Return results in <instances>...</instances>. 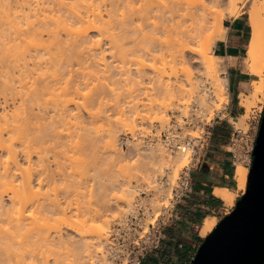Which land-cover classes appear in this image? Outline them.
Listing matches in <instances>:
<instances>
[{
    "label": "rangeland",
    "instance_id": "obj_1",
    "mask_svg": "<svg viewBox=\"0 0 264 264\" xmlns=\"http://www.w3.org/2000/svg\"><path fill=\"white\" fill-rule=\"evenodd\" d=\"M36 1L45 3L46 0H36ZM50 1H51V4H48L47 6L51 10L55 8L54 10H56V12L53 11V13H56V14L50 13V18L52 15H54L52 16V18L56 17L54 19H57L61 15V13H63L65 18L69 16L72 18V12L70 13V11L66 13V11L63 9L62 12H58L59 11L58 9H60L62 6V5L61 6L59 5L60 2L65 3V6L67 8L68 6H72L69 8L73 10V13H75L74 11L76 10V14H77V11H80V12L82 11V14H84L83 12L87 11L86 9L87 6L91 4L93 6L92 5H91L92 7L89 6L90 8H93L94 6H95L94 8H96V6L99 4L102 7L101 9L104 12L108 8L111 9L112 7H115L114 5L113 6L110 5L111 7H108L109 1L107 0L106 1L104 0H66V1L65 0H58V1L49 0V3ZM52 1L54 4L52 3ZM99 1L100 2L102 1L101 3L103 4H100ZM123 1L124 0H122V3H120L121 4L120 7L121 8L123 7V8L122 9L120 8V13H118L117 11L116 13L114 12L115 10H117V7H116V9L113 11L114 15L113 13L111 14L112 15L110 19L111 21H109V17H107L105 14L104 19L105 21L108 19L109 22L106 21L108 24L105 25V27H102L104 28V29H101L102 33L100 30L98 32V30H96L95 28L92 29V27L89 24H83V25L78 24L74 26L75 28L73 30L75 31L79 30V32H81L82 30V36L84 35L86 36L88 40H90L86 45L87 47L85 46L87 50L85 49L86 51H84L81 54V56L80 55L77 56L76 53H74V51L72 52V50H69L67 45L66 46L65 45L64 46L51 45L50 40L52 39L48 37L47 33L43 34L42 36L43 40H46V42L44 41L43 42L46 43V46H48L49 50L46 49L43 52L41 50L42 53L40 57L42 58V60L41 58L40 60L39 58L36 60V63L38 62L36 66L37 67L39 66L38 68H36V73L41 74L42 71L43 73H45L44 75L42 73L44 78L43 77L40 78L38 77V75H36V78L37 79L39 78L38 79L39 81L40 80L48 81L47 83H49L51 82L50 79L51 80L55 78L59 79L53 76L54 73L58 72V74L60 75V78L64 80L61 83L62 86H64V82H66L67 80L70 82L72 79H73L72 81L77 80V83L79 84H77L76 82L75 83L77 85H80L81 93L79 92L78 94L77 93L75 94V91H73L71 94L69 93L67 99L66 98L65 99L66 100L70 99L71 101H73V103L71 102V104H68L67 106L63 105L60 100H59V103L55 102L57 105L53 104L54 103L53 101H57V99H59L57 97L61 96L59 95V92H61L59 91L61 90L59 87L60 85H58L57 86V88H59L58 92H56L57 88L55 87L56 91L53 92L52 90V92L48 93V95H43L44 98L42 97L43 100L41 99V103L36 102L33 107L34 109L31 107L30 110L33 109L34 112L33 110L31 112H29L30 110H28L29 113H33V114L35 113L36 115H38L39 113L38 116L45 115L44 117L46 118L44 120L46 121V123L42 122L43 120L41 118H40L41 120H39L38 122L36 121V154H34L33 157L30 159L26 158L24 155H20V159H19L20 164L23 165L22 167L24 169L31 163L30 165L34 166L36 170V175H34L33 177V183H35L33 185L36 188L35 189L36 190V243L33 242L30 245L29 241L28 242L26 241L28 240V238H25L26 235L24 234L25 232H23L24 231L23 230L22 232L25 235V237L22 233L21 235H23L24 238L18 236V238L20 237L22 241L19 240L20 238L19 239L16 238L17 242L15 240L14 241L9 240V243L11 241V245L10 246L8 245L7 247L9 248L8 250H10L8 253L5 250L7 248L1 245L0 264L7 262L9 257L11 258L9 259L10 261L8 260L7 264L9 263L10 264L11 263L12 264L14 263L15 264H22V263L25 264L24 261L28 262L31 260L29 256L31 255L30 252L32 249L34 251L36 250L35 251L36 252V255H35L36 264H93V258L95 254L100 251L99 249L100 241L103 239L104 234L107 231V228L111 224H113V222H115L116 220H120L128 213L131 203L133 201V197H134V193L132 192L133 185L140 184V183L150 184L151 179L153 178L151 177V173H152L151 171L141 168L138 165L140 161L142 163L149 161L148 152H143L141 150H136V152H131V151L128 152L127 150H122L119 146L120 135L124 132H129L133 135V137H135L139 133H147V134L151 133V131L154 129L156 131L157 130L162 131L164 130L165 126L169 124L171 120V117H169V115H177L176 112L178 111H181L187 114L188 112L187 106L192 103L195 97L197 100H199L201 97L202 98L204 97L209 102H213V100L215 99V97L209 98L208 96L201 95L202 83H200V81L197 78V76L201 74L200 73L201 70L198 69L199 64L195 62L196 60H199V58H201L199 57L200 55L198 54H200L201 51L202 52L206 51L209 54V59H212V61L214 60L213 64H215L214 66L216 68V73L218 77H222L221 74H223L227 70L224 60L222 58L216 57L213 53V47L218 41V40L217 41L212 40L213 38L211 36L212 33H214L213 31L216 30V28L213 26L214 24L212 25V29L210 28H209L210 30L207 29V31L204 32L206 34L203 33L202 34L203 37L200 36L197 39L198 42H195V44L191 46L193 49H195V51L197 50L196 52H199V53H196V55L195 53L191 54V53L185 52L183 56L182 48L180 46H176V43H175L176 40L178 43L181 38H183L181 39V41L182 40L184 41L186 28L187 27L189 29L192 28L191 23H193L192 21L193 19L191 20L189 15L193 14V12L195 13V11L197 10H198L197 12H199L202 9L200 7L203 5V3L205 2L207 4L209 0L208 1L207 0L206 1L205 0H202V1L201 0H184V1L179 0L181 2L179 3L181 4L180 7H182V9H178V10L182 11L183 9H185L184 12L186 11V13H188L187 11L190 9L189 12L191 13L189 15H186L185 13V17L187 16L186 19L185 17H183L184 15L181 14L182 15L181 16L179 14L180 11H177L175 14L168 11L167 6L168 7L173 6V8H176V9L179 8V6L177 7L176 5L179 2L178 0H174L177 3L175 2L172 3V0L170 1L169 0H151L152 2L150 0L149 1L146 0L147 2L144 0L145 3L147 4H144V2H141L143 0H134V2L133 0H130V2L129 0H125L124 2ZM155 1H157V3ZM189 1H192L191 2L192 4ZM222 1L219 2V4L216 7L212 8L213 14L211 15V18L213 17L212 19H214V17L218 16L219 14L223 20L224 26H226L227 20L234 18V17H231L230 15V12L232 11V8H233V4L231 3L230 0H222ZM242 1L243 0H236L237 6H243ZM55 2L57 4H55ZM148 2H150L152 5ZM253 2H254L253 0L247 1L246 5H244L243 7L244 13L241 15L247 19L249 25H250V22H249L248 11ZM256 2H258V4L261 3L260 5H262L263 7L264 0H259ZM78 3L79 5L74 6L75 4H78ZM104 4H105V7H104ZM141 4L145 5V9L147 7L149 8V9L147 8L148 9L147 11H151L152 9L150 13H156L153 15L151 14V20L153 17V22L150 21V19L148 18L147 19L151 23L145 21L146 18H144V20L143 18L140 19V16L142 17L140 13H139L140 16L137 17L138 15L136 13L142 12L141 10L140 11L138 10L141 7L143 9V6ZM168 4H171V5L169 6ZM173 4L176 6L174 7ZM188 4L191 6V8L189 7ZM185 6L188 7L189 9L187 8L188 10H186ZM83 7L85 8L83 9ZM125 7L126 9H124ZM133 7H136L135 8L136 11L135 9L133 10ZM129 8L133 10L132 11L133 14ZM124 10L125 12H122ZM154 10L155 12H153ZM126 12L129 15H127ZM165 12L167 14L166 16L168 17L167 19L162 18V17H166L164 14ZM169 12L171 15H169ZM150 13H147V15L149 14L150 16ZM181 13H183V11ZM42 14L43 13H41V15ZM46 14H49V13H46ZM176 14L178 16H176ZM43 15H42V18H43ZM143 15H146V14H143ZM154 15L155 16L157 15L156 18ZM174 15H175L174 19L179 18V23L177 21V24L176 22L171 23L175 21L174 19L172 21V18ZM125 16L127 17L126 19L127 21H125V18H126ZM180 16L185 19L183 20L184 22H182ZM157 17H158V20H157ZM170 17L171 19H169ZM260 17L262 19L261 21L264 22V12L263 11ZM136 19L138 22H136ZM164 19H166L165 21L167 22L163 21ZM180 20L182 22V25L180 26L184 27V28L182 27V29L181 28L178 29L179 27L178 24H180ZM13 23L14 22H11V25ZM15 23H17V19L15 20ZM125 23L127 26L125 25ZM155 23L158 26H156ZM7 24H6V27L8 26L7 28L13 29V30H9L5 26H4L5 30L3 27L1 29H3L6 32V36L12 35L13 38L16 37L15 43L17 45H14V43H12L14 45L13 46L14 49H12L13 48L12 46H9L12 48L11 49L8 48L9 49L8 51L10 52L5 51L6 54L4 55V58L8 54L7 58H5L6 60L2 59L3 61L0 60V63L2 66L3 65L5 66L6 62L7 64L10 63L14 65L16 62L21 61L20 64H22V61L24 59L23 56L28 57L29 55H33L35 53V52L33 53L34 47L30 40L33 37V35L31 36L30 39H28L30 35L33 34V33H30L33 30L32 29L27 30L26 22L25 23L23 22L21 24L23 26L19 28V31L21 30L23 32L20 31L19 33L21 34L20 37L18 38L19 40L21 38V44H20L19 42L17 43V41H19L17 39L18 36L16 35L18 34L17 33L18 30L16 31L14 30L15 29L14 24H13V28L10 25V23H7ZM175 24L178 27H176ZM109 25H113V26H109ZM165 25L166 27L164 29ZM155 26L156 28L157 27L161 28V30L155 29ZM53 28L55 29V26H53ZM115 28H117L118 30ZM135 29L136 31L134 32ZM250 29H251V25H250ZM177 30L179 34L178 33L176 34ZM179 30L182 32H180ZM56 31H57V35H59V33L61 32L59 37L63 39H67V37L69 36L68 32H64L62 30L58 32L57 29L55 30V32ZM153 32H156V33H153ZM251 32H252V29H251ZM7 33L10 35H8ZM123 34L124 36H122ZM117 35L118 37L120 36L124 38L123 39L120 37L118 38ZM144 35H146L147 38L146 36L144 37ZM152 35L153 37L155 36V40L153 38H150V36L152 37ZM178 35H180L181 37L179 36L180 38H178L177 37ZM23 36H25L26 38ZM22 37L25 39H23ZM3 38L5 39V37ZM152 39L154 40L155 43L153 42ZM169 41H172L173 43ZM171 44L174 46V48H172ZM166 46H168L169 48H167ZM63 47L65 48L64 51L61 50L63 49ZM52 49H54V51ZM168 49L169 50L171 49V50L169 51ZM5 50H7V48ZM90 51L91 53H89ZM155 51H156V54L153 53ZM70 53H73V55ZM96 56H98L99 58ZM62 57L63 59L64 58H67V59L66 60L64 59L65 61H63ZM82 59H83V62H82ZM58 60H59V63H58ZM243 61H244V67L247 68L246 56ZM63 62H64V65H63ZM78 62H80V64ZM10 64L6 66L10 67ZM29 64H30V68H32L31 67L32 63L29 62ZM86 64L88 67L86 66ZM60 65H62L63 69L59 68ZM108 67H109V70H108ZM246 68L245 70L248 71ZM64 73L67 74V76L63 77ZM84 73L85 74L87 73V74L85 75ZM58 74L56 75L54 74V75L57 76ZM50 75L53 77H51ZM84 77L85 79L83 80ZM262 77L264 79V69L262 71V76L254 77V80L249 84L246 95H250L251 90H252V84L255 81L256 82L260 81V78ZM205 80L207 79H204L203 84L208 81L207 80L205 82ZM109 81H111L112 84ZM208 82L212 83L211 81H208ZM100 83L104 85V87ZM86 84H88L87 85L88 87L86 86ZM17 85L19 84L17 83ZM29 85L30 84H28L27 87ZM211 85L213 86L214 84L212 83ZM20 86H17L16 89H18ZM83 86H85V88ZM162 86L165 89V91L167 90L166 92L164 91ZM27 87L25 88L22 87V88L25 89L27 92L29 88ZM55 88L53 87L52 89L55 90ZM213 88H214V95H215L216 88L215 86H213ZM160 89H161V92H159ZM25 90H24V93H25ZM170 93L171 95L173 94L172 97L169 96ZM21 94H23V92H21ZM44 94H47V92ZM163 94L165 95L169 94L168 95L169 97L166 96L165 98ZM97 97H101V98H97ZM60 99H62V97ZM3 101L4 99L2 100V97H1L0 98V114L1 115H6L7 113L8 116L9 115L11 116L14 114V111H15V115L17 114L19 115L20 112L22 114L20 115L21 118L19 116L17 117H19L20 119H25L23 118L24 117L23 114L25 112H22V110L19 109V104H21L20 102L21 100L19 98H16V101L14 100L15 101L14 103L12 99H9V103L7 102L4 103ZM229 102H230V105L228 107V110H229L228 112H230V108L233 107L234 112L233 114H231L233 119H229L230 123L228 121H222L223 123L227 124V128L225 127V129L223 130L229 132L228 134L229 139L227 141L223 139V143L218 142L217 140L212 141L210 152L208 153L207 158L204 160L203 167L201 169L200 167H198L193 174L194 182L197 180V182L208 181L214 184L215 183L222 184V176H221L222 172H221V169L218 167V163H219V160L222 159L223 154L225 153L224 150H226V152H229L232 155V162H235L234 164L235 169H236V163L241 162L242 164L237 163V165L241 164L244 167L246 166V168L248 169V175H249V171L253 163L252 157L254 153V148H255L257 138L260 132L261 117L264 112V98L260 97L257 102H252L251 100H249L251 105H247L246 107L240 104V99L238 100L234 99V96L229 97ZM6 103L9 105H7ZM54 105L59 107L60 109H58L57 107H54ZM211 105H213L212 106L213 109L212 107L210 109H207L205 108V106L204 107L202 106L208 111L210 110L211 117L214 115V112L216 110L224 109L223 108L224 104L220 106V108L216 104L211 103ZM15 107L18 108V110ZM64 107H66L67 109ZM61 108H62V111L66 112L68 116L67 118H70V117L71 118L75 117V118L74 119L70 118V120L67 119L69 121L65 120L66 123L62 120L60 121H62L63 123L58 122L60 118L57 117L56 119V116H59V114L64 113L61 111ZM239 108H241L240 115L237 114L239 112ZM59 110H60V113H58ZM40 113L42 114L40 115ZM70 113H72L71 114L72 116L70 115L69 117ZM96 113H98V115ZM100 113H102L101 114L103 116L102 120L105 122L101 120L102 116L99 117ZM104 115H107L106 117L109 118V120L104 118ZM8 116L6 117L0 116V118H5L6 120ZM12 117L13 116H11V118ZM92 117H95V118L97 117V118L93 119ZM11 118L9 117L8 119L10 120ZM50 118H52V120ZM228 118H230V116H228L227 119ZM53 119L56 120L57 123L55 121L53 122ZM43 125H44V129H43ZM45 129L46 130L48 129V130L46 131ZM214 129H217V130L221 129L220 125H217L215 123ZM235 130H241L242 132L238 133ZM109 131L116 132L117 153H114L110 149L107 148L106 142H108L109 140L107 137H108V134L111 133ZM39 135L41 136L39 137ZM94 140L97 143H95ZM92 143H95V144H92ZM222 144L226 145L224 149H222ZM219 147H220V151L218 149ZM0 153H1L0 157H2L3 160H5V157H6L4 156L5 153L1 151ZM166 154L164 153V156H168V161L166 162L167 164L165 166L166 168H168L169 167L168 165L170 164L171 169H172V166L177 163V160H176L177 155L172 157L168 153ZM233 154L236 155V159L233 157ZM215 156L218 157L219 159L215 158ZM29 161L31 162L29 163ZM212 163H215L214 169L212 171L213 173H211L210 165H209V164L213 165ZM186 164H187V160L186 162L182 164H178L177 167H175L176 172L173 170L174 172L171 171V174L169 175H171L172 177L176 176L178 172H180V170ZM207 166H209V168H207L208 172H205L204 169ZM0 167L2 168V166ZM34 172L35 171H33L32 173ZM155 174H156L155 177L164 176L166 174V169L165 171L158 170ZM2 188L1 190H4ZM246 189H247V186H246ZM232 191L236 195L235 200H234L235 205L233 207H229L225 204V207L227 210H230L231 208L235 209V206L238 200L241 199L246 192V190L245 192L238 190L237 186H235V190H232ZM3 200L6 202H9L7 201L8 196L4 195ZM9 209H11V207H9ZM59 209H61V211ZM62 210H64L65 215L64 214L62 215ZM27 213L29 214L28 210H27ZM9 217H10L9 215H5L3 218H5V220L7 221ZM65 217H66L65 219L66 222L64 221ZM11 219L12 218L10 217V222H11ZM58 219L62 221L59 222ZM3 221L1 222L3 223ZM6 221L3 223V225L0 223V239L3 235H6V236L9 235L10 237L11 233L8 234L7 231L13 230L11 229V227L16 225L17 223V221L15 220L16 221L15 223L13 219H12V222H14L13 225H11L12 222L10 223L8 221L9 223H7ZM220 221L218 220L217 225L219 224ZM199 232H200V229L198 230L197 233L195 232V229H194L193 234H195L196 236ZM6 236H4V238ZM204 238L205 237H203V239ZM198 245L199 243L197 242V246ZM2 247H5V249H2ZM25 250L28 252H26ZM33 250L32 252H34ZM25 255L28 256L27 257L28 259L25 258Z\"/></svg>",
    "mask_w": 264,
    "mask_h": 264
},
{
    "label": "bare ground",
    "instance_id": "obj_2",
    "mask_svg": "<svg viewBox=\"0 0 264 264\" xmlns=\"http://www.w3.org/2000/svg\"><path fill=\"white\" fill-rule=\"evenodd\" d=\"M47 1V0H46ZM45 1V3L44 2H40V1H36V0H0V29L3 27L4 28V26L6 27V24L7 23H10V25H11V22H14L13 24H14V27H15V31L16 30H18L17 31V33L19 34L20 33V31H19V28L21 27V26H23V25H21L23 22L25 23L26 22V24H27V30L28 29H32L33 31L32 32H30V33H33V34H31L30 35V37L28 38V36H27V38L28 39H30L31 38V36L33 35V37L32 38H34V39H30L31 40V43H32V45H33V47H34V51H33V55H29L28 57H24L23 56V58H21V59H23V61H22V64H20L21 63V61H19V62H14L15 64L13 65V64H10V63H8V64H10V67L9 66H6V65H8L7 64V62H6V64H5V66L3 65H1V63H0V98L2 97V100L4 99V103L5 102H7V103H9V99H12L13 100V103L16 101V98H19L21 101V104H19V109L20 110H22V112H25L24 114L26 115V117H25V115L23 114V118H25V119H20L21 117H20V115H22L21 114V112H20V114L18 115H15V111H14V114L13 115H11V116H13L12 118H11V116L9 115H7V113H6V115H1L0 114V116L2 117H6V116H8V118L10 117L11 119L9 120L8 118H6V120H5V118H0V151L1 152H3V153H5L4 154V156H6L5 157V160H3L2 159V157H0V166H2V168L0 167V190H1V188L2 189H4V190H1V192H0V223L3 225V223L6 221L5 220V218H3L5 215H9L12 219H13V221H17V223H16V221H15V223H16V225H14L13 227H11V229H13V230H9V231H7L8 232V234H10L11 236L9 237V235H3L2 237H1V239H0V247H1V245L2 246H5L6 248L8 247V245L10 246L11 245V241L13 240H15L16 242H17V239L16 238H18V236H20V237H23V235L25 234L26 235V237H25V235H24V237L25 238H28V240H26L27 242L29 241V243H30V245L34 242V243H36V188L34 187V185L33 184H35V183H33V177H34V175H36V170H35V168H34V166H31L30 164V162L31 161H29V165L24 169L22 166L23 165H21L20 164V161H19V159H20V155H24L26 158H32L33 157V155L34 154H36V121L38 122L39 120H43L42 122H45L46 123V121H44L46 118L44 117V116H38L39 115V113H38V115H36L35 113L33 114V113H29V112H31L34 108V104L37 102V103H41V99L43 100V98H44V96L43 95H48V93H51L52 92V90H53V92L54 91H56V88H57V86L58 85H60L59 87H60V89L61 90H59V91H61V92H63V93H61V92H59V95H61L60 97H57V98H59V99H57V101H53L54 103L53 104H56V103H59V100L61 101V103L63 104V105H65V106H67L68 104H71V102L73 103V101H71L70 99L69 100H66L67 99V97H68V95H69V93L71 94L73 91H75V94L77 93H79L80 91H81V88H80V85H77V84H79V83H77V80L76 81H72L71 80V82L70 81H66V82H64V86H62L61 85V83L64 81V80H62V78H60V75L58 74V72L57 73H54L55 75L56 74H58L57 76H55L54 74H53V76L54 77H57V78H59V79H50V81L51 82H49V83H47L48 81H42V80H38L37 78H36V75H38V77H40V78H42L43 77V75L45 74V73H43V71L41 72V74L40 73H36V68H38L36 65H37V63H36V60L39 58V60H40V55H41V53L44 51V50H46V49H48V46H46V43H44V42H46V40H43V34H48V37H50L52 40H50L51 41V45H53V46H68V49L69 50H72V52L74 51V53H76V55L78 56V55H80L81 56V54L84 52V51H86L87 49H86V45H87V43L90 41V40H88L87 38H86V36H82V30H81V32H79V30L78 31H75V30H73L75 27L74 26H76V25H78V24H81V25H83V24H89L91 27H92V29L93 28H95L96 30H98V32H99V30L101 31V33H102V30L101 29H104V28H102V27H105V25H107L108 23L107 22H109V21H111L110 19H111V17H112V13H113V11L116 9V7H117V10H115L114 12H118V13H120V6H121V4L120 3H122V0H107V1H109V6L108 7H111V6H115V7H112L111 9H107V10H105V12L101 9L102 7L99 5H97L96 6V8H90V7H92L91 5H89V6H87V11H85V12H83L84 14H82V11L80 12V11H77V14H76V10L74 11L75 13H73V10H71V8H69V7H72V6H68V8L65 6V3H63V2H60V6H61V8L60 9H58L59 11L58 12H62L63 11V9L66 11V13L68 12V11H70V13L72 12V18L69 16V17H66L65 18V16L63 15V13H61V15H60V13H59V17L57 18V19H54V18H56V17H53L52 18V16H54V15H52L51 16V18H50V13L51 14H56V13H53V11L54 12H56V10H51L47 5L48 4H51V1H50V3H49V0L46 2ZM58 1V0H57ZM66 1V0H65ZM64 1V2H65ZM104 1H106V0H104ZM125 1V0H124ZM123 1V2H124ZM146 1V0H145ZM145 1L143 0V1H141V2H144V4H147V3H145ZM147 1H149V0H147ZM146 1V2H147ZM151 1V0H150ZM170 1V0H169ZM179 1V0H178ZM180 1H182V0H180ZM175 2L174 0H172V3H177L176 5H177V7L179 6V8H173V6H170L171 4H168L170 7H168L167 6V8H168V11H170L171 13H176L177 11H180V10H178V9H182V7H180L181 6V4H179V3H181V2ZM184 1V0H183ZM202 1V0H201ZM206 1V0H205ZM208 1V0H207ZM222 1V0H221ZM220 0H209L208 2H209V4H208V2H207V4L204 2L203 3V5L200 7V8H202L199 12H197V11H195V13L193 12V14H190L191 12H189L190 11V9L188 8V7H186V10H188L187 12L188 13H186V11L184 12V10L185 9H183L182 11H183V13H181L182 11H180V15L182 14V15H184L183 17H185V13H186V15H189L190 16V18H191V20L193 21V23H191L192 24V28L191 29H189L188 27V30H187V28H186V31H185V40L183 41H181V39H183V38H181L180 39V41L177 43V40H176V46H180L181 48H182V52H183V56H184V53L185 52H188V53H191V54H194L195 53V55H196V53H199V52H196L195 51V49H193L191 46H193L194 44H195V42H198L197 41V39L201 36V37H203L202 36V34L205 32V31H207V29L208 30H210V29H212V25L216 28V30H214L213 32L214 33H212V40H215V41H219V40H223V39H225V37H226V33H227V28L224 26V24H223V20H222V18L220 17V15L218 14V16H216V17H214V19H212L211 18V15L213 14L212 13V8H214V7H216L218 4H219V2H221ZM231 1V3L233 4V8H232V11L230 12V15H231V17H234V18H236V17H238V16H240V15H242L244 12H243V7H244V5H246V3H247V1H249V0H243L242 1V5L243 6H237V3H236V0H230ZM254 2L252 3V5H251V7L249 8V11H248V15H249V22H250V25H251V29H252V32H251V36H250V40H249V42H248V47H247V52H246V58H247V70H248V72L250 73V74H252V75H255V76H262V71H263V69H264V22L263 21H261L262 19H261V17H260V15L262 14V11L264 12V5H263V7H262V5H260L261 3H259L258 4V2H256V1H259V0H253ZM100 2V1H99ZM102 2V1H101ZM100 2V4H103V3H101ZM129 2H130V0H129ZM133 2H134V0H133ZM132 2V3H133ZM152 2V1H151ZM156 3H157V1H155ZM168 2V1H167ZM167 2H165V3H167ZM186 2H188V1H186ZM190 3L192 2V1H189ZM223 2V1H222ZM52 3H53V1H52ZM63 3V4H62ZM112 3V4H111ZM140 3V2H139ZM148 3H150V2H148ZM54 4V3H53ZM52 4V5H53ZM55 4H57L56 2H55ZM143 4V3H142ZM141 4V5H142ZM151 4V3H150ZM179 4V5H178ZM184 4V3H183ZM185 4H187V3H185ZM192 4V3H191ZM194 4H196V3H194ZM69 5V4H68ZM76 5H79V3L78 4H75L74 6H76ZM81 5V4H80ZM84 5V4H83ZM87 5H88V3H87ZM111 5V6H110ZM124 5H125V3H124ZM128 5V4H127ZM131 5V4H130ZM135 5V4H134ZM152 5V4H151ZM150 5V6H151ZM156 5V4H155ZM161 5V4H160ZM174 5V4H173ZM176 5H174V7L176 6ZM189 5V4H188ZM73 6V7H74ZM85 6V5H84ZM133 6V5H132ZM143 6V9H142V7L138 10V11H142V12H135L136 11V7H133V10L135 9V13L138 15L137 17H139L140 16V14L142 15V17L140 16V19L141 18H143V20H144V18H146V20L145 21H147V22H150V21H152L153 22V17H152V20H151V14L153 15V14H156V13H150L151 11H152V9H151V11H147L148 9L146 8L145 9V5H142ZM147 6V5H146ZM149 6V5H148ZM182 6H184V5H182ZM48 7V8H47ZM104 7H105V4H104ZM130 7V6H129ZM138 7V6H137ZM165 7V6H164ZM189 7L191 8V6L189 5ZM58 8V7H57ZM76 8V7H75ZM78 8V7H77ZM85 7H83V9H84ZM89 8V9H88ZM107 8V7H106ZM114 8V9H113ZM118 8H119V10H118ZM123 8V7H122ZM121 8V9H122ZM131 8V7H130ZM129 8V9H130ZM154 8H155V6H154ZM161 8V7H160ZM172 8V9H171ZM188 8V9H187ZM74 9V8H73ZM124 9H126V7L124 8ZM128 9V10H129ZM171 9V10H170ZM78 10V9H77ZM133 10H131L130 9V11L132 12ZM167 10V9H166ZM84 11V10H83ZM163 11V10H162ZM116 12V13H117ZM122 12H125V10L124 11H122ZM121 12V13H122ZM153 12H155V10L153 11ZM158 12V11H157ZM170 12H169V15H171L170 14ZM41 13H43L42 15H43V18H42V15H41ZM46 13H49V14H46ZM127 13V12H126ZM140 13V14H139ZM146 14V15H143V14ZM147 13H150V16H149V14L147 15ZM162 13V12H161ZM168 13V12H167ZM214 13H215V11H214ZM105 14H106V16L107 17H109V21H108V19L105 21V19H104V16H105ZM123 14V13H122ZM132 14H133V12H132ZM136 14H134V15H136ZM159 14H160V12H159ZM165 14V16L167 15L166 14V12L164 13ZM178 14V13H177ZM176 14V16H178ZM216 14H217V12H216ZM48 15V16H47ZM113 15H114V13H113ZM121 15V14H120ZM127 15H129L128 13H127ZM126 15V16H127ZM168 15V16H169ZM181 15V16H182ZM56 16V15H55ZM125 16V17H126ZM149 16V17H148ZM155 16V15H154ZM157 16V15H156ZM156 16H155V18H156ZM163 16V15H162ZM180 16V17H181ZM74 17V18H73ZM115 17V16H114ZM133 17H135V16H133ZM160 17V16H159ZM187 17V16H186ZM186 17H185V19H186ZM63 18H65V19H63ZM150 19V21L148 20V19ZM162 18H168L167 16L166 17H162ZM175 18V15L173 16V18H172V21H173V19ZM12 19H14V20H12ZM17 19V23H15V20ZM117 19V18H116ZM127 19V17L125 18V21H127L126 20ZM138 19V18H137ZM137 19H136V22H138L137 21ZM139 19V20H140ZM166 19H164L163 21H165ZM169 19H171V17L169 18ZM168 19V20H169ZM177 19V18H176ZM176 19H174L175 21H173V22H171V23H174V22H176V24H177V21H178V23H179V18L176 20ZM184 18H182L181 17V20H182V22H184L183 20H185ZM18 20H20V21H18ZM118 20V19H117ZM157 20H158V17H157ZM181 20H180V24H178V26L176 25V27H178V29H182V27L180 26V25H182V22H181ZM212 20H213V22H212ZM23 21V22H22ZM113 21V20H112ZM122 21V20H121ZM120 21V22H121ZM135 21V20H134ZM141 22V21H140ZM139 22V23H140ZM156 22V21H155ZM160 22V21H159ZM162 22V21H161ZM165 22H167V21H165ZM110 23H112V22H110ZM151 23V22H150ZM158 23V22H157ZM164 23V22H163ZM169 23V22H168ZM185 23H186V21H185ZM185 23H184V25H185ZM13 24L11 25L12 26V28H13ZM122 24V23H121ZM147 24V23H146ZM166 24V23H165ZM8 25V24H7ZM114 25V24H113ZM113 25H109V26H113ZM123 25V24H122ZM125 25H126V23H125ZM139 25V24H138ZM141 25V24H140ZM155 25L156 26H158L156 23H155ZM174 25V24H173ZM172 25V26H173ZM195 25V26H194ZM9 26V25H8ZM7 26V27H8ZM25 26V25H24ZM53 26H55V29L53 28ZM108 26V27H109ZM119 26V25H118ZM118 26H116V27H118ZM127 26V25H126ZM125 26V27H126ZM156 26H155V29H160L161 30V28H159V27H157L156 28ZM167 26H168V24H167ZM170 26V25H169ZM187 26V25H186ZM190 26V25H189ZM6 27V28H7ZM123 27V26H122ZM140 27V26H139ZM161 27H162V25H161ZM165 27H166V25L164 26V29H165ZM171 27V26H170ZM170 27H168V28H170ZM131 28V27H130ZM167 28V29H168ZM175 28V27H174ZM174 28H173V30H174ZM184 28V27H183ZM210 28V29H209ZM214 28V29H215ZM7 29H9V28H7ZM52 29H54V30H52ZM58 30V32H60L61 30L62 31H64V32H68L69 34V36L67 37V39H63V38H61V37H59V35H60V33H59V35H57V31L55 32V30ZM90 29V28H89ZM91 29V30H92ZM107 29V28H106ZM115 29H117V28H115ZM152 29V28H151ZM170 29H172V28H170ZM177 29V28H176ZM4 30H5V28H4ZM3 29H1V31H0V60H2V59H4V60H6L5 58H7V56H8V54L5 56V58H4V55L6 54V52L9 50L8 48H12L14 45H17L15 42H16V37L15 38H13V36L12 35H10V34H8V35H10V36H6V32L4 31ZM9 30H13V29H9ZM8 30V31H9ZM26 30V31H27ZM114 30V29H113ZM118 30V29H117ZM124 30H126V29H124ZM133 30V29H132ZM159 30V31H160ZM14 31V32H15ZM95 31V30H94ZM136 31V29L134 30V32ZM149 31H150V29H149ZM157 31V30H156ZM163 31V30H162ZM180 31V30H179ZM5 32V33H4ZM21 32H23V31H21ZM28 32V31H27ZM114 32V31H113ZM124 32V31H123ZM161 32V31H160ZM180 32H182V31H180ZM9 33H11V32H9ZM16 33V32H15ZM14 33V34H15ZM30 33H28V34H30ZM104 33H105V31H104ZM103 33V34H104ZM107 33V32H106ZM131 33V32H130ZM149 33V32H148ZM147 33V34H148ZM152 33V32H151ZM153 33H156V32H153ZM178 33V30H177V32H176V34ZM16 34L18 37H17V39L20 37V35L21 34ZM65 34V33H64ZM179 34V33H178ZM182 34H184V33H182ZM204 34H206V33H204ZM170 35V34H169ZM172 35V34H171ZM181 35V34H180ZM180 35H178L177 37L178 38H180L181 36ZM15 36V35H14ZM66 36V35H65ZM122 36H124V34L122 35ZM126 36V35H125ZM146 35H144V37H145ZM149 36V35H148ZM180 36V37H179ZM210 36V37H211ZM3 37H5V39L3 38ZM23 37H25V36H23ZM22 37V38H23ZM36 37V38H35ZM117 37H118V35H117ZM120 37V36H119ZM118 37V38H119ZM157 37V36H156ZM177 37H176V39H177ZM26 38V37H25ZM25 38H23V39H25ZM66 38V37H65ZM120 38H124V37H120ZM146 38H147V36H146ZM150 38H153L154 40H155V36L153 37V35H152V37L150 36ZM152 39V40H153ZM172 39V38H171ZM170 39V40H171ZM19 40V39H18ZM48 40V41H49ZM115 40V39H114ZM144 40H145V38H144ZM154 40H153V42H154ZM44 41V42H43ZM157 41V40H156ZM172 41H174V40H172ZM172 41H169V42H172ZM208 41V40H207ZM210 41V40H209ZM20 43L21 44V38H20V40L19 41H17V43ZM23 42V41H22ZM101 42V41H100ZM115 42V41H114ZM206 42V41H205ZM6 43V44H5ZM12 43H14V45L12 44ZM94 43V42H93ZM113 43V42H112ZM155 43V42H154ZM173 43V42H172ZM158 44V43H157ZM165 44V43H164ZM170 44V43H169ZM206 44V43H205ZM172 45V44H171ZM199 45V44H198ZM9 46H12V47H9ZM86 46V47H85ZM165 46V45H164ZM96 47V46H95ZM167 48H169L168 46H166ZM7 48V50H5ZM16 48V47H15ZM51 48H53V47H51ZM171 48V47H170ZM172 48H174V46L172 45ZM12 49H14V47L12 48ZM64 47H63V49H61V50H63L64 51ZM68 49H66V50H68ZM86 49V50H85ZM41 50H42V52H41ZM49 50V49H48ZM47 50V51H48ZM53 51H54V49H52ZM152 50V49H151ZM169 50V49H168ZM171 50V49H170ZM169 50V51H170ZM174 50V49H173ZM172 50V51H173ZM6 51V52H5ZM46 51V52H47ZM94 51V50H93ZM171 51V52H172ZM175 51V50H174ZM199 51V50H198ZM201 51V50H200ZM8 52H10V51H8ZM51 52V51H50ZM88 52V51H87ZM176 52V51H175ZM45 53V52H44ZM48 53V52H47ZM56 53V52H55ZM69 53V52H68ZM89 53H91V51L89 52ZM153 53H155L156 54V51L155 52H153ZM29 54V53H28ZM31 54V53H30ZM53 54V53H52ZM51 54V55H52ZM70 54H72L73 55V53H70ZM175 54V53H174ZM57 55H58V53H57ZM72 55H71V57H72ZM85 55V54H84ZM88 55V54H87ZM151 55V54H150ZM154 55V54H153ZM198 55H200L199 57H201V58H199V60H196L195 62L196 63H198L199 64V70H201V74L200 75H198L197 76V78H198V80L200 81V83H202L203 84V82H204V79H207L208 81H211L214 85L213 86H215V88H216V94H215V99L213 100V102H209L206 98H200L199 100H197L196 99V103L198 104V105H200V106H205V108H207V109H210L213 105H211V103L212 104H216L217 106H219V108H220V106H222L223 104H225V103H227V102H229V92H228V79L226 78V77H224V78H222V77H218L217 76V73H216V68H215V64H213V61H212V59H209V54H208V52H206V51H204V52H200V54H198ZM197 55V56H198ZM44 56H45V54H44ZM83 56V55H82ZM61 57V56H60ZM68 57V56H67ZM91 57V56H90ZM96 57H98V56H96ZM44 58V57H43ZM75 58V57H74ZM82 58V57H81ZM86 58V57H85ZM84 58V59H85ZM93 58H94V56H93ZM92 58V59H93ZM99 58V57H98ZM51 59H53V58H51ZM62 59H63V57H62ZM65 60L67 59V58H64ZM63 59V61H65ZM73 59V58H72ZM71 59V60H72ZM87 59V58H86ZM104 59V58H103ZM18 60H20V59H18ZM41 60H42V58H41ZM44 60V59H43ZM55 60V59H54ZM70 60V61H71ZM81 60V59H80ZM98 60V59H97ZM3 61V60H2ZM48 61V60H47ZM62 61V60H61ZM69 61V60H68ZM78 61V60H77ZM104 61V60H103ZM212 61V62H211ZM29 62H31L32 64H31V67L32 68H30V64H29ZM82 62H83V59H82ZM81 62V63H82ZM93 62V61H92ZM91 62V63H92ZM41 63V62H40ZM39 63V64H40ZM47 63V62H46ZM58 63H59V60H58ZM79 64H80V62H78ZM87 63V62H86ZM38 64V65H39ZM12 65V66H11ZM51 65V64H50ZM63 65H64V62H63ZM70 65V64H69ZM83 65V64H82ZM85 66V65H84ZM86 66H87V64H86ZM95 66H97V65H95ZM106 66H108V65H106ZM54 67V66H53ZM88 67V66H87ZM41 68V67H40ZM57 68V67H56ZM59 68H62V65H60V67ZM91 68V67H90ZM97 68V67H96ZM95 68V69H96ZM58 69V68H57ZM63 69V68H62ZM65 69V68H64ZM70 69H71V67H70ZM99 69V68H98ZM38 70V69H37ZM42 70V69H41ZM49 70V69H48ZM108 70H109V67H108ZM46 71V70H45ZM64 71V70H63ZM97 71V70H96ZM103 71V70H102ZM56 72V71H55ZM99 72V71H98ZM105 72V71H104ZM42 73H43V75H42ZM47 73V72H46ZM53 73V72H52ZM52 73H50V74H52ZM75 73V72H74ZM110 73V72H109ZM41 76H40V75ZM63 74V73H62ZM62 74H61V76H62ZM85 74V73H84ZM87 74V73H86ZM85 74V75H86ZM104 74V73H103ZM98 75V74H97ZM106 75V74H105ZM108 75V74H107ZM51 76V75H50ZM53 76H51V77H53ZM65 76H67V74H65L64 73V76L63 77H65ZM46 77H47V75H46ZM51 77H49V78H51ZM44 78V77H43ZM48 78V79H49ZM68 78V77H67ZM66 78V79H67ZM70 78H72V77H70ZM82 78V77H81ZM98 78V77H97ZM65 79V78H64ZM85 79V77L83 78V80ZM131 80V79H130ZM207 80H205V82L207 81ZM111 81H112V79H111ZM111 81H109V82H111ZM207 81V82H208ZM73 82H74V84H73ZM77 84H76V83ZM82 82V81H81ZM114 82V81H113ZM17 83L19 84V85H17ZM90 83V82H89ZM210 83V82H209ZM211 83V84H212ZM28 84H30L28 87H27V85ZM101 84V83H100ZM111 84H112V82H111ZM114 84V83H113ZM116 84V83H115ZM21 85V86H20ZM88 84H86V86H87ZM102 85V84H101ZM100 85V86H101ZM117 85V84H116ZM17 86H20L18 89H16L17 88ZM103 87H104V85H102ZM106 86V85H105ZM25 88V87H27L28 88V91L26 92V90L25 89H23V88ZM55 88V90L54 89H52V88ZM84 88H85V86H83ZM88 87V86H87ZM96 87V86H95ZM113 87H114V85H113ZM26 88V89H27ZM159 88V87H158ZM162 88H163V86H162ZM21 89V90H20ZM50 89H51V91H50ZM58 89L59 88H57V91L56 92H58ZM110 89V88H109ZM114 89V88H113ZM112 89V90H113ZM164 89V88H163ZM24 90H25V93H24ZM47 90V91H46ZM99 90V89H98ZM102 90V89H101ZM104 90V89H103ZM23 92V94H21V92ZM47 92V94H44V93H46ZM48 91H50V92H48ZM96 91V90H95ZM115 91V90H114ZM164 91H165V89H164ZM167 91V90H166ZM165 91V92H166ZM169 91V90H168ZM55 92V93H56ZM99 92V91H98ZM116 92V91H115ZM159 92H161V89H160V91ZM162 92H163V90H162ZM19 95H18V94ZM81 93V92H80ZM97 93V92H96ZM100 93H102V92H100ZM162 94V93H161ZM160 94V95H161ZM16 95V96H15ZM112 95V94H111ZM169 94H167V95H165V94H163V96H165V98H166V96H168ZM173 95V94H172ZM172 95H171V93H170V95L169 96H171L172 97ZM17 96H19V97H17ZM22 96V97H21ZM57 96V95H56ZM95 96V95H94ZM168 96V97H169ZM10 97V98H9ZM15 97V98H14ZM43 97V98H42ZM46 97V96H45ZM62 97V99H60ZM102 97V96H101ZM101 97H97V98H101ZM162 97V96H161ZM170 97V98H171ZM260 97H263L264 98V79H263V77L262 78H260V81H255L253 84H252V90H251V93H250V95H246V94H244V93H241L240 94V96H239V99H240V104L243 106H247V105H251V103L249 102V100H251L252 102H257L258 101V99L260 98ZM64 98V99H63ZM66 98V99H65ZM170 98H168V99H170ZM15 100V101H14ZM56 100V99H55ZM98 100V99H97ZM100 100V99H99ZM11 101V100H10ZM103 101V100H102ZM166 101V100H165ZM56 102V103H55ZM6 103V104H7ZM12 103V102H11ZM102 103V102H101ZM32 104H33V106H32ZM45 104V103H44ZM52 104V103H51ZM62 104H60V105H62ZM228 104V103H227ZM7 105H9V104H7ZM14 105V104H13ZM47 105V104H46ZM57 105V104H56ZM59 105V104H58ZM15 106V105H14ZM41 106V105H40ZM118 106V105H117ZM207 106V107H206ZM18 107V106H17ZM31 107L33 108L32 110H30L31 109ZM54 107H57V106H55L54 105ZM63 107V106H62ZM105 107V106H104ZM216 107V106H215ZM16 108V107H15ZM36 108V107H35ZM44 108V107H43ZM46 108V107H45ZM58 109H60L59 107H57ZM64 108H66V107H64ZM103 108V107H102ZM118 108V107H117ZM17 110H18V108H16ZM15 109V110H16ZM55 109V108H54ZM67 109V108H66ZM212 109H213V107H212ZM28 110H30L29 112H28ZM65 110V109H64ZM27 111V112H26ZM48 111V110H47ZM61 111H62V108H61ZM71 111V110H70ZM100 111V110H99ZM103 111V110H102ZM210 111V110H209ZM33 112H34V110H33ZM62 112H64V113H62V114H59V116H56V119H57V117L58 118H60L59 119V121L58 122H62V121H64L65 122V120L66 121H69L70 120V115L72 114V113H70L69 114V117L70 118H67L68 116H67V114H66V112L65 111H62ZM45 113V112H44ZM58 113H60V110H59V112ZM69 113V112H68ZM99 113V112H98ZM98 113H96L97 115H98ZM29 114V115H28ZM42 113H40V115H41ZM102 113H100V115H99V117H101L102 115H101ZM107 114V113H106ZM15 115V116H14ZM76 115V114H75ZM74 115V116H75ZM17 116H19V117H17ZM72 116V115H71ZM107 115H104V118H106V119H108L109 120V118H107L106 117ZM52 117V116H51ZM99 117H98V119H99ZM41 118V119H40ZM48 118V117H47ZM73 118V117H72ZM71 118V119H72ZM75 118V117H74ZM73 118V119H74ZM78 118V117H77ZM76 118V119H77ZM93 119L95 118V117H92ZM97 118V117H96ZM95 118V119H96ZM51 120H52V118H50ZM55 119V118H54ZM53 119V122L55 121L56 123H57V121L56 120H54ZM67 119H69V120H67ZM80 119V118H79ZM78 119V120H79ZM103 119V116H102V118H101V120ZM112 119V118H111ZM60 120H62V121H60ZM119 120V119H118ZM77 121V120H76ZM103 121V120H102ZM107 121V120H106ZM122 121H124V120H122ZM71 122V121H70ZM69 122V123H70ZM103 122H105V121H103ZM49 123V122H48ZM51 123V122H50ZM63 123V122H62ZM66 123V122H65ZM73 123V122H72ZM52 124V123H51ZM68 124V123H67ZM71 124V123H70ZM74 124V123H73ZM112 124V123H111ZM49 125V124H48ZM67 126V125H66ZM46 127H47V125H46ZM57 128V127H56ZM41 129V128H40ZM43 129H44V125H43ZM42 129V130H43ZM53 129V128H52ZM41 130V131H42ZM46 130V129H45ZM48 130V129H47ZM46 130V131H47ZM55 132V131H54ZM109 132H111V131H109ZM42 134V133H41ZM38 135V134H37ZM41 135H39V137H40ZM43 136V135H42ZM38 137V136H37ZM98 138V137H97ZM109 140H108V142H106V144H107V148L108 149H110L112 152H114V153H117V149H116V132H111V133H109L108 134V137H107ZM43 139H44V137H43ZM96 140V139H95ZM95 140H94V142H95ZM38 141V140H37ZM40 141H41V139H40ZM39 143H41V142H39ZM95 143H97V142H95ZM95 143H92V144H95ZM40 145V144H39ZM164 153L166 154L167 152L164 150V148H162L161 146H159L156 150H152V151H149L148 152V160L149 161H147V162H144V163H142L141 161L139 162V163H141V164H139L138 163V165L141 167V168H144V169H146V170H148V171H151L152 173H151V177H155L156 176V172L158 171V170H160V171H165V169H166V173H168V174H171V171L172 172H174L175 171V167H177V165L178 164H182V163H184V162H186V160H187V164L185 165V166H187L188 165V163H189V158L185 155V154H181V153H178L177 154V156H176V160H177V163L176 164H174L173 166H172V169H171V166H170V164L168 165L169 167L168 168H166V162L168 161V156H164ZM1 154V153H0ZM167 155V154H166ZM36 156V155H35ZM166 158H167V160H166ZM3 160V161H2ZM27 160V159H26ZM169 163V162H168ZM237 163H241V162H237ZM237 163H236V172H235V179H236V183H237V187H238V190H240V191H244L245 192V190H246V186H247V181H248V169L246 168V166L244 167V166H242L241 164H238L237 165ZM138 166V167H139ZM29 167H30V169H29ZM138 167H136V168H138ZM174 167V168H173ZM184 167V166H183ZM27 169V170H26ZM29 169V170H28ZM177 169V168H176ZM174 170V171H173ZM33 171H35L34 173H32ZM176 172V171H175ZM155 174V175H154ZM153 175V176H152ZM150 176V175H149ZM145 177V176H144ZM35 178H36V176H35ZM135 178V177H134ZM138 178V177H137ZM148 178V177H147ZM36 180V179H35ZM35 180H34V182H35ZM148 180V179H147ZM4 195H6V196H8V200L7 201H9V202H6V201H4L3 200V198H4ZM214 195L216 196V197H218V198H220V199H222L224 202H225V204L227 205V206H229V207H233L234 206V200H235V193L232 191V190H229V189H226V188H215V191H214ZM10 205V206H9ZM58 205V204H57ZM60 206V205H59ZM9 207H11V209H9ZM60 208V207H59ZM9 209V210H8ZM62 209V208H61ZM61 209H59L60 211H61ZM27 210L29 211V214L27 213ZM55 211V210H54ZM53 211V212H54ZM129 211H130V208H129ZM128 211V212H129ZM13 213V214H12ZM27 214V215H26ZM65 215V212H64V210H62V215ZM10 217L7 219V223H9L10 222ZM4 219V221H3V219ZM12 219H11V222H12ZM66 217L64 218V221L66 222ZM59 220V219H58ZM58 220H57V222H58ZM1 221H3V223L1 222ZM9 221V222H8ZM62 221V220H61ZM60 220H59V222H61ZM10 222V223H11ZM63 223V222H62ZM6 224V223H5ZM14 224V222H12V224L11 225H13ZM216 225H217V220L215 219V218H207V219H205V221H204V223L202 224V226L200 227V233H201V236H203V237H207V235L208 234H210V233H212L213 232V230H214V228L216 227ZM24 230V231H23ZM26 230V231H25ZM25 232L24 234H23V232ZM39 232V231H38ZM4 233V232H3ZM21 233L23 234V235H21ZM4 236H6L5 238H4ZM19 237V238H20ZM23 237V238H24ZM18 238V239H19ZM39 239V238H38ZM9 240H11L10 241V243H9ZM20 241H22L21 240V238L19 239ZM15 242V243H16ZM19 242V241H18ZM23 243V242H22ZM17 244V243H16ZM15 244V245H16ZM19 244V243H18ZM20 245V244H19ZM19 245H18V247H19ZM21 245H23V244H21ZM35 245V244H34ZM5 247H2V249H5ZM26 247H28V246H26ZM25 247V248H26ZM12 248V247H11ZM24 248V247H23ZM9 248H7V249H5L6 250V252L8 253L10 250H8ZM14 249V248H13ZM4 250V251H5ZM20 250V249H19ZM33 250V249H32ZM32 250H31V252H32ZM3 251V252H4ZM18 251V250H17ZM26 251V250H25ZM34 251V250H33ZM36 251V250H35ZM30 252V256H29V258L31 259H29L30 261H32V262H30V261H28V262H25L24 260H22V261H24V263L25 264H36V252ZM21 252V251H20ZM23 252V251H22ZM26 252H28V251H26ZM25 252V253H26ZM13 253V252H12ZM17 254V253H16ZM24 255V254H23ZM11 256V255H10ZM9 257V256H8ZM14 257V256H13ZM12 257V258H13ZM28 256H26L25 255V258H27ZM33 257V258H32ZM3 258V257H2ZM11 257H9V259H10ZM5 259V258H4ZM3 259V260H4ZM8 259V260H9ZM17 259V258H16ZM23 259V258H22ZM28 259V258H27ZM8 260H7V262H5V263H3V264H7L8 263ZM12 260V259H11ZM26 260V259H25ZM10 261V260H9ZM27 261V260H26ZM22 263V262H21ZM10 264V263H9ZM12 264V263H11ZM15 264V263H14ZM23 264V263H22Z\"/></svg>",
    "mask_w": 264,
    "mask_h": 264
},
{
    "label": "built area",
    "instance_id": "obj_3",
    "mask_svg": "<svg viewBox=\"0 0 264 264\" xmlns=\"http://www.w3.org/2000/svg\"><path fill=\"white\" fill-rule=\"evenodd\" d=\"M221 76L228 79V70ZM228 92L230 97L229 84ZM201 95L215 96L211 83L202 84ZM229 105L230 102L224 104V109L216 110L211 117L210 111L198 105L195 97L187 106V114L178 111L177 115H169L171 120L164 130L154 129L151 133H139L135 137L129 132L120 135L122 150L149 152L161 146L172 157L178 153L185 154L189 163L174 177L166 173L152 178L150 184L133 185L130 211L107 228L93 264H143L148 257L163 251L167 230L180 219L179 206L194 190L193 174L198 167H203L207 158L214 124L220 121L230 123L229 119H233L228 112ZM228 116L230 118L227 119ZM233 157L236 159L235 154Z\"/></svg>",
    "mask_w": 264,
    "mask_h": 264
},
{
    "label": "crops",
    "instance_id": "obj_4",
    "mask_svg": "<svg viewBox=\"0 0 264 264\" xmlns=\"http://www.w3.org/2000/svg\"><path fill=\"white\" fill-rule=\"evenodd\" d=\"M225 27L227 28L226 37L216 42L213 47V53L216 57L224 60L228 70L230 97L234 96V99L238 100L241 93L246 94L249 84L256 77L245 70L246 67H244L243 61L246 56L251 29L247 19L241 15L227 20ZM230 112L233 114V107L230 108ZM240 112L241 108H239L237 114L240 115ZM216 124L220 125L221 129H218L219 134H217V129H213L210 147L213 140L223 143V139L226 141L229 139V137L220 135L222 133L229 134V132L223 130L225 127L227 128V124L221 121ZM210 147L208 153L210 152ZM225 147L226 145L222 144V149ZM218 149L220 151V147ZM224 151L225 153L218 163V167L222 172V184H214L208 181L197 182V180L194 182L193 192L178 208L180 219L167 230V241L163 251L148 257L143 264H163L166 259L163 258L162 260L160 257L166 253L168 258H171V264H189L190 260L197 254L203 239L200 232L196 236L193 234L194 229L197 233L205 219L215 218L218 223V220L220 221L233 211V208L227 210L224 201L214 195L215 188L235 190V186H237L235 181L236 169L232 162V155L226 150ZM215 158L219 159L216 156ZM212 164H209L211 173H213L215 163ZM197 242L199 243L198 246Z\"/></svg>",
    "mask_w": 264,
    "mask_h": 264
},
{
    "label": "water",
    "instance_id": "obj_5",
    "mask_svg": "<svg viewBox=\"0 0 264 264\" xmlns=\"http://www.w3.org/2000/svg\"><path fill=\"white\" fill-rule=\"evenodd\" d=\"M253 158L245 194L204 238L191 264H264V116Z\"/></svg>",
    "mask_w": 264,
    "mask_h": 264
},
{
    "label": "trees",
    "instance_id": "obj_6",
    "mask_svg": "<svg viewBox=\"0 0 264 264\" xmlns=\"http://www.w3.org/2000/svg\"><path fill=\"white\" fill-rule=\"evenodd\" d=\"M263 116H264V112H263V114H262V117H261V123H260V128H261V124H262V120H263ZM217 134H219V130H218V133ZM220 135H222L223 137L225 136V137H228L227 135H228V133H222V134H220ZM256 146V145H255ZM252 159L254 160V158L252 157ZM252 166H253V163H252V165H251V168H252ZM250 168V169H251ZM233 173H234V170H233ZM241 199H239L238 200V202L240 201ZM237 202V203H238ZM186 240V239H185ZM182 241H184V240H182ZM204 242V239H202V243ZM163 258L164 259H166V261H164V263L163 264H171L172 263V261H171V258L169 257L168 258V254L166 253V254H162L161 255V257H160V259H162L163 260Z\"/></svg>",
    "mask_w": 264,
    "mask_h": 264
}]
</instances>
